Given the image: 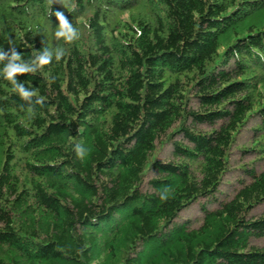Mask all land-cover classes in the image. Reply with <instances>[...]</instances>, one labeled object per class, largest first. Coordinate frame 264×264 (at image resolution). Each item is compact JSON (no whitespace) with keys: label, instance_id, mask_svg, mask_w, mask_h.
<instances>
[{"label":"trees","instance_id":"16d2710c","mask_svg":"<svg viewBox=\"0 0 264 264\" xmlns=\"http://www.w3.org/2000/svg\"><path fill=\"white\" fill-rule=\"evenodd\" d=\"M9 41L65 55L35 110L0 77V264H264V169L217 197L247 128L264 160V0H0Z\"/></svg>","mask_w":264,"mask_h":264},{"label":"clouds","instance_id":"9594fccd","mask_svg":"<svg viewBox=\"0 0 264 264\" xmlns=\"http://www.w3.org/2000/svg\"><path fill=\"white\" fill-rule=\"evenodd\" d=\"M54 15L58 21V26L54 32L56 40L63 39L66 42L75 40L78 37L77 28L69 22L63 12L57 11ZM64 55L65 52L60 47H45L43 51H34L29 59H24L23 55L9 41L7 51L3 47H0V64H2V67H0V77L12 85L13 91L21 100L27 102L31 110H35L31 106L33 104H42V100L37 99L33 102L32 97L37 95V91L34 88L26 87L25 83L18 81V76L36 73L39 69L51 64L54 59L55 61H60ZM74 151L80 159H83L87 155V149L79 144L74 146ZM161 199H167L166 192L161 194Z\"/></svg>","mask_w":264,"mask_h":264},{"label":"rangeland","instance_id":"374dc122","mask_svg":"<svg viewBox=\"0 0 264 264\" xmlns=\"http://www.w3.org/2000/svg\"><path fill=\"white\" fill-rule=\"evenodd\" d=\"M127 18V15L124 16ZM251 123L249 127L252 125ZM254 133L250 128H247L238 138V141L236 143V146H234L232 150L231 155V165L232 170L229 172L225 179L224 183L220 187V192L217 194V197L219 200H222L224 198H230L236 189V187L239 185L237 182L238 177L243 178L244 172L241 170H238L240 166L242 165H249V167H255L257 171H261L264 169V160H259L257 158V154L253 152H243V150L247 149L248 142L252 138V135ZM170 154V147L165 148L161 153L159 154V158L161 160H166L168 158V155ZM216 202L214 203H208V208L214 209L216 207ZM264 212V205L256 208L253 211L254 215H260ZM202 219V211L200 210V205L198 203L193 204L191 207L186 209L180 214V217L178 218V221H190V225L193 224L194 227L198 226ZM256 246L264 247V238L263 239H257L254 241Z\"/></svg>","mask_w":264,"mask_h":264}]
</instances>
